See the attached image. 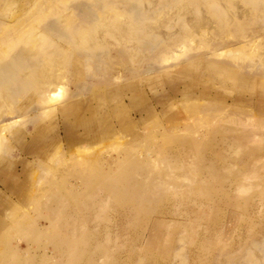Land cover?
I'll use <instances>...</instances> for the list:
<instances>
[{
	"label": "rangeland",
	"instance_id": "374dc122",
	"mask_svg": "<svg viewBox=\"0 0 264 264\" xmlns=\"http://www.w3.org/2000/svg\"><path fill=\"white\" fill-rule=\"evenodd\" d=\"M13 2L44 6V19L23 29L36 43L43 42L38 31L53 40L43 46L39 62L30 63L32 71L42 68L43 58L60 64L55 82L62 96L42 114L27 89L12 105L18 114L1 115L2 122L20 115L9 129L31 137L23 141L3 132L0 162L21 154L33 161L0 165V178L19 165L11 170L18 173L14 182L22 193L7 190L9 184L0 180L8 196L0 199L4 264H264V197H254L259 184L264 188V0H0V9ZM106 7L123 15L117 20L128 17L144 31L142 38L97 34L95 48L58 49L70 45L65 27L84 20L95 25L97 12ZM26 8L15 11L24 17ZM14 28L0 29V39L14 38ZM1 46L0 68L23 55L26 45ZM63 103L74 105L68 116L56 109ZM64 120L74 130L73 140L64 138ZM213 151L226 157L218 160L226 177L220 187L230 193L196 197L212 207L197 219L167 188L176 183L199 190L188 159ZM117 159L128 173L117 183L125 192L103 211L80 215L75 224L84 230L83 240L69 246L67 234L50 232L43 206L48 194L79 184L83 191L85 181L119 172ZM242 181L251 186L238 193ZM256 199L262 202L250 209L248 201ZM132 205L142 212L134 225ZM156 220L162 226L142 244Z\"/></svg>",
	"mask_w": 264,
	"mask_h": 264
},
{
	"label": "bare ground",
	"instance_id": "6f19581e",
	"mask_svg": "<svg viewBox=\"0 0 264 264\" xmlns=\"http://www.w3.org/2000/svg\"><path fill=\"white\" fill-rule=\"evenodd\" d=\"M15 5H17L18 7L15 8ZM26 7H28V8H26ZM17 8H19V11L25 10V8L28 11L26 10L24 17H21V14L18 15L15 11V9H17ZM43 14H45L44 6L37 4V3L16 4V2H13L10 6H7V7L0 9V29L10 28L12 26H13V28L15 27L14 28L15 29L14 30V35H15L14 38L0 39V44L2 45L1 47H6L7 44H9L10 42L11 43L12 42H16V43L17 42H23L24 45H26L22 49L23 55L12 60L9 65H4L3 67L0 68V118H1L2 113H4V112H6L8 115H12V114H15L18 112V111L16 112L15 110L12 109L13 108L12 105L15 104L16 98L19 97V95H21V93L23 91H26L27 89L28 90L31 89L33 94L36 96L37 101L42 106L40 108V111L42 114H44V112H46L47 110L50 112V109H52V107L50 106L52 104V102L55 103V101L62 96V91L60 90L61 87H59L60 85L55 82V78H58L56 76H59L58 74H56L57 69L60 68L59 67L60 64L56 60H54L53 58L52 59L51 58H49V59L43 58L44 61H43V64L41 65L42 68H40L39 70H34L36 72L32 73V72H34L32 70L35 67L30 63V60H33L34 64H37L36 62H39L38 60H40L39 57H40V54L42 53L41 50H43V46L47 45V44L48 45L53 44V40L48 39V36L46 37V35H44V33H41L38 31V36L41 37L43 42L40 44L36 43V41H35L36 39L33 40V38L29 37V36L25 37L26 36L24 34L25 30L23 28L27 27L29 24L31 25L33 23L40 22L41 20H43L45 17V16H43ZM122 16L123 15L116 13V11L113 10L112 8L106 7L102 14L101 13L99 14V12H97V18H95V20H97L98 22H96L95 25L88 24V22H85V20H84V21H82V23H80L77 26L65 27L64 28V31L66 32L65 38H67V41L70 42V45L68 48H64L63 46L59 45L58 49H60L61 51H63V50L69 51V50H74V48H76V49L86 48V47H88L90 49L95 48L96 44H97L96 43L97 34H99L100 37L103 35H107V34L114 36V37L115 36H121V37H125L127 41H130L129 40L130 37H136L137 36L138 38L139 37L142 38L144 31H142V30L140 31L137 27H135V25L131 23V21L128 17L127 18L123 17L122 21L116 19L117 17H122ZM62 22L63 21L60 19L57 20L58 24H61ZM25 25H27V26H25ZM32 30L37 31V29L35 27H32L31 31ZM36 38H37V35H36ZM138 38H137V40H138ZM38 42H40V41H38ZM1 50H3V49H1ZM5 66H6V68H5ZM5 70H8V72ZM6 73H9V74L7 75ZM52 87H56V89L53 90ZM45 105H49V107L45 106ZM73 106L74 105H72V104H68V103L64 104L63 103V104H59V106H56L57 107L56 109L61 111L63 114L65 113L68 116L69 115L68 113L70 111H72ZM17 107L19 108V111H22L24 109L21 106H17ZM21 118L22 117L20 115H17V116H13V120L11 122L0 121V147H1V143H2L1 138H2L3 132H6V131H8V133H10L9 135L11 137L12 136L16 137L19 140H21V138H22L23 141L27 138V136H29V138L31 137L30 136L31 133H26L25 131H21V130L20 131L19 130L10 131V129H9L10 126L18 123L21 120ZM241 126H243V125H241ZM243 127H245V125ZM251 127H253V126L251 125ZM62 129L64 131V138L66 140H73L74 130L71 129L69 122L64 120L62 123ZM243 129H245V128H243ZM22 152H24V150ZM209 154L210 153H208L207 155L200 156V157H189V159H188L189 163H187V164L189 165L190 170H192L193 176L195 177V179H197L196 184H197V186L200 187L199 190H196V189L194 190L193 188H189V189L184 188L183 189L180 185H178L176 183L171 184L173 187V188H171L172 190L167 188V192L169 194H171L172 197L178 198L177 200L176 199L175 200L179 204H181V205L188 204V206L190 207V210H189L190 214L191 213L193 214L192 211H194L197 219L201 218V215L204 213V210L212 209V207L209 205H203L200 202H197L196 197H227L228 194L230 193V191L228 189L220 187V185H223V183H224L223 179L226 177L222 171L225 169V165H222V164L219 165L218 160H219V157H221V158H226V157L223 156L222 154L216 153L214 151L211 152V155H209ZM251 158H250V160H252ZM166 159H167V157H166ZM170 160H171V158H170ZM38 161L39 160H37V158H36L35 163H37ZM123 161H124V159H123ZM71 162L75 163V161H72V160H71ZM77 162L78 163L82 162V159L81 160L79 159V161H77ZM112 162H113V160H112ZM120 162H122L121 159L115 160L114 167H118V164H119V166L121 168L120 169L121 172L119 171V172L115 173L113 170L114 173L112 175H108V176H106L104 174H102L104 176L100 175L98 177L99 178L98 181H95V182H90V181L86 182L85 181L84 182L85 187H84L83 191L80 190L81 184L77 185L76 187H72L68 191H64L62 193L60 191H55L54 189H53V191L51 190V192L48 194V195H50V197L48 198V202L43 205L44 208L49 212L48 221H49L50 230H51L50 232H52L54 235H58V236L67 234L68 236L66 237L65 241L69 244V246H70V244L74 245L77 242L82 241L83 237H82L81 231H84V230H81L80 228H78V223L75 224L76 221L79 220L80 215H81V217L82 216L84 217V213L87 212L86 216L88 217L89 212H93V211L95 212L97 209H100L99 212L103 211V208H106L110 205V202L112 201L113 197H115V198L119 197V195L123 192V189L121 187L117 186V183L126 179V177H128V173L125 170V168L122 167L124 165L123 164L120 165ZM251 162L249 161V163H251ZM17 163H22V164L28 165V164L33 163V161L31 158H28L27 155L22 156V154H21V156L20 157L18 156L17 158L11 157L10 159H7V160H3V161L1 160L0 165L3 166L4 168H6L8 165H13V164L15 165ZM253 164H254V161H253ZM78 165L80 166V163ZM185 166H187V165H185ZM114 167H111V169H110V167L108 166V169L110 170V172L112 171V168H114ZM254 176H256V175H254ZM148 182H150V180ZM114 183L116 184V186L113 185ZM149 184H147L145 186H148ZM167 185H165V188ZM112 186H115L114 190L111 189ZM149 186H153V184L149 185ZM168 186H170V185H168ZM248 186H251V185H250V183H247L246 181L239 182L238 183V190L236 189L235 191H238V193H239L240 189H242L243 187L246 188ZM258 186L260 188L258 187L257 192H255V194H257V195H255L253 193L254 197H264V188L263 187L261 188L262 184H259ZM5 187L7 190L8 189L10 191L12 190L14 193L18 192V189H16L15 187H12L10 185L6 186V184H5ZM148 189H149V187H148ZM96 190H98L97 193L100 195L95 193ZM157 190H159L158 186H157ZM80 191H82V194H80ZM2 192H3V194H2V196L0 194V199L6 200L8 196L5 194L4 191H2L0 189V193H2ZM244 193H246V191L240 193L241 194L240 197H243ZM147 194H149V193H147ZM151 195H153V193ZM244 197H248V195H246ZM115 198H113V199H115ZM151 200H152V197H151ZM132 201H134V200H132ZM248 202H249L248 206L251 207L250 209H253L255 207L257 208L258 203H261L262 199H256L255 201H248ZM151 203H152V201H151ZM135 204H136V202H135ZM159 208H160V206H159ZM149 210H151V209H149ZM95 213H97V212H95ZM130 213H131L130 218L133 219V223H130V224L134 225L135 217L138 218L139 216H142V212H141L140 208H137V206L135 207L134 205H132L130 208ZM182 213L187 214L189 212H182ZM128 216H126V220L128 219ZM144 216H145V214H144ZM161 224H163V223L158 221V220H156L152 223L148 233L146 235H144V237L142 238V244H148V242L151 241V238L154 235L156 229L159 228V226H162ZM106 233H107V231H105V234ZM59 240H61V238ZM63 241H64V239H63ZM71 248H69V249H71ZM72 249L74 250V248H72ZM71 251L72 250H70L69 252H71ZM70 254H69V256L72 255V254L71 255ZM178 254H180V252H177V255ZM6 256H8V254ZM6 256H5V258L0 259V264H4L7 261ZM178 256L180 257V255H178Z\"/></svg>",
	"mask_w": 264,
	"mask_h": 264
},
{
	"label": "crops",
	"instance_id": "0c3cea01",
	"mask_svg": "<svg viewBox=\"0 0 264 264\" xmlns=\"http://www.w3.org/2000/svg\"><path fill=\"white\" fill-rule=\"evenodd\" d=\"M17 166H19V165H17ZM17 166H16V167H17ZM16 167H12V168H10V171H12V174H10V175H8V176L5 175L6 173H3L4 176L1 177L0 180H2V181L4 180V181L7 182L10 186L13 185L14 187H18L17 189H18V191H19V195H20V197H21L22 193H21V185H20V182H19L18 184L14 182V180H15V179L17 180L18 177H19V176L17 177L18 173H15L16 171L14 172L13 170H11V169H13V168L16 169ZM12 198H14V199H15V198L18 199L19 197H14V196H13Z\"/></svg>",
	"mask_w": 264,
	"mask_h": 264
}]
</instances>
